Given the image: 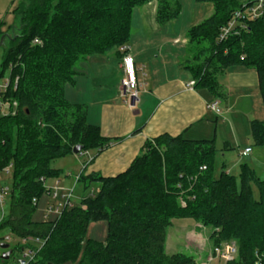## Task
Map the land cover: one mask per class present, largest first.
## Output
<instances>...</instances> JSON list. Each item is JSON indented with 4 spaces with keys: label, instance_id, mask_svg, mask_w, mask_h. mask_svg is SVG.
Returning <instances> with one entry per match:
<instances>
[{
    "label": "trees",
    "instance_id": "trees-1",
    "mask_svg": "<svg viewBox=\"0 0 264 264\" xmlns=\"http://www.w3.org/2000/svg\"><path fill=\"white\" fill-rule=\"evenodd\" d=\"M152 1L22 0L13 10L19 31L0 62V78L9 73L5 99L17 105L13 115L0 116V173L11 170L0 230L20 240L13 250L32 253L27 264H198L193 257L165 253L171 221L185 218L212 230L213 249L234 247L235 256L223 264H264V180L246 164L237 176L222 170L214 177L218 150L212 140L167 134L146 140L117 175H79L84 189L99 184L95 194L65 206L53 220H32L49 192L46 181L63 173L51 167L54 160L73 155L76 146L81 147L76 156H95L122 141L89 124L86 106L69 102L65 88L74 84L80 60L127 55L132 13ZM195 1L210 4L212 13L186 33V48L208 45L189 50L180 64L194 88L218 101L223 75L241 67L256 74L264 105V6L253 19L246 13L256 0ZM180 11L176 0H157L155 22L163 26ZM234 13L241 17L234 18L230 37L220 40ZM3 37L0 32V45ZM249 135L253 147H264V121H250ZM96 221L107 224L103 242L86 239L89 224ZM32 240L37 245L29 244Z\"/></svg>",
    "mask_w": 264,
    "mask_h": 264
},
{
    "label": "crops",
    "instance_id": "crops-1",
    "mask_svg": "<svg viewBox=\"0 0 264 264\" xmlns=\"http://www.w3.org/2000/svg\"><path fill=\"white\" fill-rule=\"evenodd\" d=\"M156 5L149 3L135 9L132 13L131 27L136 23L135 27L138 32L148 31L151 27L149 19L153 18L155 22ZM142 10L143 12H141ZM155 24L159 26L156 22ZM183 43L186 44V40ZM145 45H148L147 41H144L143 45L136 46L134 40L130 39L127 45V55H123V57H131L136 70L137 100L130 98V95L126 94L121 86V81L124 78L121 68L122 59L114 53L94 55L98 57L88 60L92 62L91 69H97L98 73H94L88 66L85 72H78L75 76L74 84L70 86L72 91H69L71 100L65 95L66 99L71 103L85 105L89 124L99 126L105 136L122 139V141L95 156L93 153L91 156L85 153L89 160L85 164L81 162L82 167L77 174H70L67 177L72 181L65 179L59 183L58 187L63 189L61 190V200L66 199L62 197L63 194L67 193L68 188L73 187L71 185L75 184V180L80 174H96L101 177L115 176L126 169L131 160L139 153L144 141L162 134L182 135L187 140L195 141L212 140L214 145L217 141H221L223 148L227 150L232 146L240 149L249 141V122L252 121L247 116V112L253 110L246 108L245 103H249L250 107L254 100L256 110L262 111L264 114V109L259 101L257 76L254 72L234 67L221 78L220 86L223 95L218 101L220 106V99H224L226 103V109L223 114L221 112V115H224V119L230 120L227 123L219 118L221 115L217 117L207 110V105L215 100L213 97L194 87L193 89L188 88V84L192 81L191 77L180 65V58L184 55H160L159 50L149 52L144 48ZM154 53L157 55H152ZM80 88L93 95V105L82 102L80 98L78 100L80 95L77 92ZM240 104L242 105L241 109L239 108ZM253 117L258 121H264L261 120L263 116L260 113L259 117ZM223 132L226 134L225 137L218 138ZM249 148L244 147L241 152H238V158L249 157L252 150L242 156V152ZM90 160H92L91 163H89ZM226 165V163L222 164V170L226 174L232 175L236 165L228 167ZM240 165L237 167L236 175L240 172ZM72 196L73 192L71 199ZM57 199L58 196L54 202ZM71 199L70 206L73 205ZM81 199L82 196L78 195V200ZM196 240L201 242V238H196ZM165 245L167 248V242ZM224 246L223 249L219 247V255H213V248L209 250L208 254L201 258V264H206L210 255H213V260L210 263L217 261L223 264L232 245L224 244Z\"/></svg>",
    "mask_w": 264,
    "mask_h": 264
},
{
    "label": "rangeland",
    "instance_id": "rangeland-1",
    "mask_svg": "<svg viewBox=\"0 0 264 264\" xmlns=\"http://www.w3.org/2000/svg\"><path fill=\"white\" fill-rule=\"evenodd\" d=\"M22 0H0V32L4 34L3 37V44L0 45V62H1V56L3 51L8 47V41L16 36L19 31V19L18 17L13 13V10L18 6V4ZM180 5V14L176 19L173 21L163 25V26H157L154 22V19H149L151 27L148 31L145 33L138 32L135 24L131 27V37L130 39H133L136 46H140L144 44V41H147L148 45H145L144 48L148 49L149 52H152L153 50H159L160 55H184L180 58V62L185 59V56L190 55V51H197L198 49H207L208 45L206 43H202L199 46H185L183 43L186 40V33L187 31L194 25L200 23L204 19L208 18L212 13V7L210 4L205 3H197L195 0H176ZM153 5L157 4V0H154L151 2ZM148 5V4H147ZM143 12V10L141 11ZM140 12V13H141ZM141 19V18H140ZM190 50V51H189ZM157 52V51H156ZM194 54V53H193ZM152 55H157V53H154ZM98 56L93 57H87L85 60H80L76 66L75 71L78 73H83L86 71V69L89 66V69L92 70L94 73H98L97 69H91L90 64L92 62L88 61L89 59ZM184 58V59H183ZM122 64V62H121ZM136 75V70H134ZM8 71H5L3 73V76L0 78V83H3L8 79ZM78 79V78H77ZM79 80V79H78ZM137 84V82H136ZM72 91L71 87L68 85L65 88V95L69 98V91ZM80 97H78V100L82 102H85L87 104L93 105V95L90 93H86L83 91V89L80 88V90L77 92ZM67 99V100H68ZM71 100V99H70ZM68 100L69 102H71ZM134 100V99H133ZM137 100V98L135 99ZM260 105H262V108L264 109V105L262 104L259 96ZM221 106L219 105V109L221 110L222 114L224 113L226 109V103L224 99H220ZM79 104V103H75ZM246 108H251L253 111L247 112V116L251 118V120H258L255 119L253 116L259 117V113L263 118L261 120H264V114L262 111L256 110V106L254 103V100L251 102L250 107L249 103H245ZM239 108H242V105H239ZM238 110V109H237ZM264 111V110H263ZM224 115H221L224 122L229 123L230 120L227 118H223ZM256 117V118H257ZM225 132L219 135L218 138H224ZM250 137V136H249ZM216 149L218 150L217 155L215 157V165H214V171L213 175L214 177H218L220 172L222 171V164L226 163L227 167L229 165H236V169L232 173L233 176H237V167L239 164H246L259 178L260 180H264V147H253L252 141L249 138V141L246 145L240 147V149H237L236 146H232L231 149H228L226 151H223V145L221 141H217L216 143ZM231 146V145H230ZM244 147H250L252 150V153L248 155L249 157H243L241 159L238 158V152H241ZM87 155L91 156V153H88ZM89 158L85 156V154H81L80 156H67L66 158L57 159L54 160L51 163V167L53 169H57L62 171L59 175V178H50L45 183V188L49 191L50 196H48V192L43 195L42 200L37 205V208L32 216L33 221H46V220H53L58 217L57 214L51 212L49 214L46 213V204H50V206L54 207H60L63 208V206L66 204V206H70V199H65L64 201L61 200V194L63 190L61 187H58L59 183H62L65 181V179L69 177L70 174H77L79 170L82 167V164H85ZM240 165V166H241ZM240 169V167H239ZM240 171V170H239ZM0 185L4 188L8 189V192L4 195V205L2 207V212L5 216L8 208V200H9V189H10V181H11V170L9 174L5 175L4 173L0 174ZM79 177V176H78ZM78 177L75 180V184L71 185L73 187L68 188L66 191V194H63L62 197L68 198L69 195L73 196L71 199V202L73 205H78V195L85 197L90 196L92 194H95L99 188L98 183H91L86 189H84L83 185H81L78 182ZM74 188V189H73ZM252 192L254 199H257V191L252 186ZM70 195V197H71ZM54 196H58V199L56 202H54L55 198ZM50 197V198H49ZM50 200V201H49ZM68 200V203L66 201ZM48 202V203H47ZM1 214V209H0ZM106 232H107V224L104 221H96L89 224L87 233H86V239H91L96 242H103L106 238ZM212 233V230L210 228H204L200 227L197 222H195L193 219L185 218V219H173L171 221L170 227H168L166 231V240L165 244L167 242L168 246L166 248L165 245V253L167 255H173V254H182L188 257H193L195 261L198 264H201L200 261L201 258H203L205 255L208 254L209 250H212V244L209 242L208 238L210 234ZM196 238H201V242L197 241ZM8 239V241H6ZM6 244L8 245L7 250L0 249V264H3L1 257L11 251V257L8 260H5L4 264H16V261L21 258L23 255L22 252L18 250H13L15 247L21 244L20 240L11 236L7 230H0V245ZM29 244L37 245L35 241H29ZM221 249L225 248L223 245L220 246ZM66 264H76V263H66ZM209 264H222L221 262H213Z\"/></svg>",
    "mask_w": 264,
    "mask_h": 264
},
{
    "label": "built area",
    "instance_id": "built-area-1",
    "mask_svg": "<svg viewBox=\"0 0 264 264\" xmlns=\"http://www.w3.org/2000/svg\"><path fill=\"white\" fill-rule=\"evenodd\" d=\"M264 6V0H256L254 2V4L249 7L248 9V14L246 13V15H250L253 19L260 17V15L262 14V9ZM241 15L239 13H234L233 18H232V22H229L227 24V28L226 29H222L221 30V36L219 37L220 40H225L227 37H230V31L231 29L234 27V18L238 19L240 18ZM244 19V15L242 16V19ZM242 29L243 26H241ZM121 68L123 70V74H124V78L121 81V86L124 89L126 94L130 95V98L132 99H136L137 98V93L135 91L137 84H136V78H135V68L132 62L131 57L129 56H124V58L122 59V64H121ZM9 81L8 79L6 81H4L3 83H0V116H7L10 114H14L16 111V103L15 102H11L7 99H5V92L9 86ZM16 84V81H15ZM194 87V82L191 81L188 84V88L189 89H193ZM15 88V85H14ZM207 110L212 112L215 116H220L221 115V111L219 109V103L217 100L212 101L211 103H209L207 105ZM248 153H250L249 149H245L242 152V156L247 155ZM202 170H204L205 168H201ZM10 172V167L4 169L1 173L7 175ZM0 173V174H1ZM1 179V177H0ZM8 192L7 188H4L0 185V209H1V214H0V221L4 218V214L2 212V207L4 205V195ZM48 195L50 196V193L48 192ZM54 198H56V196H54ZM70 195L68 198L69 200ZM68 200L66 201V203H68ZM55 201V200H54ZM66 206V204L63 206V208ZM61 208L60 207H54V206H49L46 210V213L49 214L51 212L59 215L61 212ZM6 241H8V239H6ZM37 241V240H36ZM24 243V241H23ZM212 253L214 255H219L220 254V250L219 249H213ZM235 256V249L233 246H231L229 248L228 254L225 256V261L231 260L233 257ZM32 257V253L30 251H23V255L21 256V258L19 260L16 261V264H27L28 260H30ZM213 260V255H210L208 261L206 264L212 262Z\"/></svg>",
    "mask_w": 264,
    "mask_h": 264
},
{
    "label": "water",
    "instance_id": "water-1",
    "mask_svg": "<svg viewBox=\"0 0 264 264\" xmlns=\"http://www.w3.org/2000/svg\"><path fill=\"white\" fill-rule=\"evenodd\" d=\"M80 152H81V147H80V146H76V147H74L73 150H72V154H73V155H78ZM0 249H2V250H7V249H8V245H6V244H1V245H0ZM10 255H11V251L5 253V254L1 257V260H2V261L8 260L9 257H10Z\"/></svg>",
    "mask_w": 264,
    "mask_h": 264
}]
</instances>
